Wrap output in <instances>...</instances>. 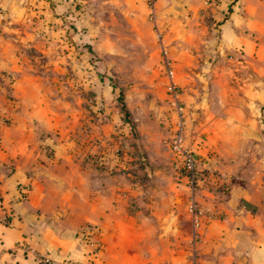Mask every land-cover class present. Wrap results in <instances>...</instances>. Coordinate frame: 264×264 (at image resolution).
Returning a JSON list of instances; mask_svg holds the SVG:
<instances>
[{"label":"rangeland","instance_id":"1","mask_svg":"<svg viewBox=\"0 0 264 264\" xmlns=\"http://www.w3.org/2000/svg\"><path fill=\"white\" fill-rule=\"evenodd\" d=\"M193 1L157 0L156 10L187 110L186 142L205 176L197 204L208 222L235 227V220L257 216L264 234V49L243 62L235 51L218 48V25L228 14ZM70 4L52 23L38 11L24 21L33 36L26 50L30 76L22 86L36 91L27 102L41 104L36 115L43 117L32 128L34 153L41 150L38 139L48 142L49 155L60 148V183L80 187L75 215L86 210L81 196L91 199L102 186L130 214L171 206L189 225V236L185 180L169 147L173 109L147 0ZM9 118L0 114L6 123ZM245 221L236 227L251 232ZM91 229L86 223L76 235L82 239ZM202 242L204 236L197 246Z\"/></svg>","mask_w":264,"mask_h":264},{"label":"crops","instance_id":"2","mask_svg":"<svg viewBox=\"0 0 264 264\" xmlns=\"http://www.w3.org/2000/svg\"><path fill=\"white\" fill-rule=\"evenodd\" d=\"M71 1L0 0V114L11 117L10 123L0 120V264H36L19 245L48 254L54 264H264L257 216L235 220V227L234 222L205 220L200 232L207 242L191 249L189 225L173 215L171 206H154L148 216L130 214L126 203L114 200L111 188H97L91 199L81 196L86 210L75 215L80 187L60 183V148L49 155L48 142L38 139L41 150L34 153L32 128L43 120L36 115L42 105L27 102L37 93L22 86L30 76L26 50L33 36L25 19L38 11L45 23H52L71 9ZM217 31L218 48L235 51L243 62L255 61L264 49V0H239ZM9 79L10 86L4 87ZM243 221L251 232L236 227ZM86 223L92 227L91 240L99 244L95 255L76 235Z\"/></svg>","mask_w":264,"mask_h":264},{"label":"built area","instance_id":"3","mask_svg":"<svg viewBox=\"0 0 264 264\" xmlns=\"http://www.w3.org/2000/svg\"><path fill=\"white\" fill-rule=\"evenodd\" d=\"M157 0H147L148 17L152 22L157 42L160 46V69L166 78L165 92L166 99L173 109L174 130L170 137V151L175 155L182 171V178L185 180L186 195L185 204L192 224V232L188 236V246L195 249L197 243L202 239L201 228L205 223L206 216L203 209L198 206L195 191L204 181L201 170L198 167L196 156L186 142L187 110L182 102L181 93L175 80L174 63L169 55L168 48L164 43L163 30L159 25L156 10ZM239 0H204L203 5L208 10L219 11L221 15L229 14V8L236 7ZM0 206L2 200L0 199ZM92 231L82 234L83 242L91 247L92 255L99 250V244L91 240ZM26 254H30L36 264H54L48 254L38 252L26 245H19ZM191 264H194L192 262Z\"/></svg>","mask_w":264,"mask_h":264},{"label":"trees","instance_id":"4","mask_svg":"<svg viewBox=\"0 0 264 264\" xmlns=\"http://www.w3.org/2000/svg\"><path fill=\"white\" fill-rule=\"evenodd\" d=\"M232 9H233V5L230 6V8H229L230 12L232 11ZM70 18L73 20V19L75 18V15H74L73 13H71V14H70ZM201 173H202V171H201ZM181 176H182V175H181ZM202 176L205 178V176H204L203 173H202Z\"/></svg>","mask_w":264,"mask_h":264}]
</instances>
